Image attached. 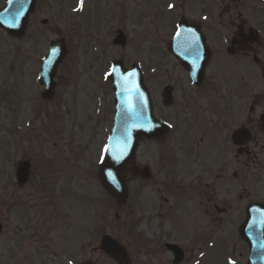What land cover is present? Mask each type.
<instances>
[{
    "label": "rangeland",
    "instance_id": "rangeland-1",
    "mask_svg": "<svg viewBox=\"0 0 264 264\" xmlns=\"http://www.w3.org/2000/svg\"><path fill=\"white\" fill-rule=\"evenodd\" d=\"M6 1L0 0V8ZM215 9L211 0H83L82 5L81 0H38L23 37L13 39L0 31V264H35L34 255L24 258V250L31 248L36 254V244L48 242L49 235L57 264H117L99 250L104 235L121 243L130 264H171L168 255L156 254L159 260L152 253L158 249L152 250L150 241L159 235L183 243L188 257L194 256L192 241L213 239L212 250L204 252L199 264H246V247L236 232L243 219L238 206L234 204V216L221 227L225 230L212 235L209 222L201 221L202 212L195 210L185 191L171 192L164 172L158 175L162 161L157 157L164 146L140 143L137 166L149 167L150 156H156V174L147 180L129 179L128 199L122 206L104 190L98 176L115 110L111 65L121 61L126 68L139 66L147 89L159 102L162 89L171 86L173 104L160 113L169 122L180 121V115L188 120L205 113L202 96L196 98L179 65L162 54L180 18L200 22L208 16L214 21ZM118 30L125 36L124 45L113 44ZM58 40L65 42L67 55L59 66L53 97L43 98L40 61ZM223 66L233 67L227 62ZM257 71L252 64L238 72L234 68L229 84L231 77L220 78L225 74H215L211 64L207 74L214 87L208 90L213 102L209 106H222L225 97L236 92L243 98L236 104L244 100L240 107L245 105L248 112L259 95ZM234 117L235 128L238 114ZM161 145L173 151L179 146L174 141ZM20 161L31 163L23 187L15 180ZM257 180L254 173L245 204L258 200Z\"/></svg>",
    "mask_w": 264,
    "mask_h": 264
},
{
    "label": "flooded vegetation",
    "instance_id": "flooded-vegetation-1",
    "mask_svg": "<svg viewBox=\"0 0 264 264\" xmlns=\"http://www.w3.org/2000/svg\"><path fill=\"white\" fill-rule=\"evenodd\" d=\"M211 1L216 8L215 12H211L214 13V21L204 16L202 21L194 23L201 34L195 33L194 37L190 36V39L192 37L195 42L194 51L199 50L201 56L209 58L201 84L195 87L183 70L186 80L194 88L196 98L202 96L206 104L205 113L199 115L196 111L194 118L189 117L187 120L180 115V121L169 122L160 113L164 106L173 104L174 89L171 86L168 87V93L162 89L160 102L149 90L155 115L168 125V129L163 138L147 142L164 146L161 149V156L157 157L159 162L162 161L158 175L162 177V172H164L171 192H174L173 190L177 193L185 191L186 197L194 202L195 210L197 209L198 213L202 212L203 215L199 214L201 221L209 222L208 228L210 229L208 230L212 231V235L218 230L221 232L225 230L221 227L234 216V204L238 206L236 209L245 218L248 206L259 202L261 204V239H264V0ZM249 3L256 4L257 8L251 9ZM224 19L226 21H223ZM193 30L195 32L196 28ZM216 60L221 62L213 64ZM225 62L233 66L232 70L223 66ZM211 64L215 66V74L217 71L225 74V77L220 75V78L225 80L231 77L234 68L238 72L244 66L248 69L250 64L257 67L259 95L252 99V106L248 112H246L245 105L240 107L245 103L244 100L236 104L239 98L243 99L236 92L225 97L222 106H209V101L211 104L213 102L211 101L212 92L208 93V90L214 87L207 74V69ZM239 76L245 81L244 71H241ZM232 79L231 77L229 84ZM244 86L245 83L238 87L244 88ZM232 88L235 89L236 84H233ZM235 113L238 114L239 126L234 128ZM236 133L239 135L235 140ZM249 135L251 139H248ZM170 140L179 145L175 151L168 150L167 146L161 145V143H170ZM176 152L179 155H176ZM155 159L156 156H150L148 161L150 178L156 174ZM191 171L193 174H190ZM254 173L258 178L259 197L257 201H247L245 204L244 202L251 197L248 188L250 178ZM181 179L187 180L180 183ZM241 226L240 224L238 233ZM49 237L48 242L44 240L36 244L38 245L36 254L30 252L31 248H26L24 258L34 255L35 264H57V253L53 250L54 240L52 236L49 235ZM168 238L159 235L160 240L150 241V245L152 250L155 247L158 249L153 250V254L168 255L171 264H174L175 250L168 248L170 244L181 248L183 252L181 264H189V262L199 264L203 256L201 252L212 250L214 246L213 239L208 243L200 244L191 240L196 248L192 250L194 256L188 257L187 247L183 243L179 240L170 242ZM240 242L244 244L242 240ZM244 253L247 256V264L249 255L247 246ZM5 255H8V252H5ZM156 256L159 260L162 259L161 256Z\"/></svg>",
    "mask_w": 264,
    "mask_h": 264
},
{
    "label": "water",
    "instance_id": "water-1",
    "mask_svg": "<svg viewBox=\"0 0 264 264\" xmlns=\"http://www.w3.org/2000/svg\"><path fill=\"white\" fill-rule=\"evenodd\" d=\"M36 0H21L23 11L17 15L21 8V3H7L3 10H0V30L7 32L13 37H20L24 34L29 16L34 9ZM180 38V37H179ZM177 38L176 42H179ZM117 43H123V37L119 35ZM53 49H56L53 52ZM64 45L62 43L53 44L49 56L42 62L40 80L45 85L44 95L50 97L54 90V76L57 67L64 57ZM115 74L111 76L115 92L116 114L114 127L109 137L107 147L109 151L101 163L100 180L108 193L115 198L118 203L123 202L127 197V187L125 183V170L133 165V158L141 138L158 137L164 129L158 126L151 114L150 101L145 91L142 74L136 67L125 70L122 63H115L112 69ZM197 69V65H192V70ZM135 73V75H132ZM195 74V71L192 72ZM121 153H123L121 155ZM28 165H22L17 174L20 184L28 179ZM112 172L115 175V182L108 175ZM132 174L147 178V171L137 172L132 170ZM241 235L250 247V264H261V205L252 206L248 211V220L242 228ZM101 249L112 259L126 264L124 250L113 240L104 237ZM181 261V256L177 255L176 262ZM91 264V263H86Z\"/></svg>",
    "mask_w": 264,
    "mask_h": 264
},
{
    "label": "snow or ice",
    "instance_id": "snow-or-ice-1",
    "mask_svg": "<svg viewBox=\"0 0 264 264\" xmlns=\"http://www.w3.org/2000/svg\"><path fill=\"white\" fill-rule=\"evenodd\" d=\"M13 2H18V3H21V0H9V4L13 3ZM83 4V0H81V5ZM169 7H173L172 5H169ZM23 11V8H22V3H21V8L19 9V11L17 12V15L20 14V12ZM180 33L178 32L177 35H179ZM56 49H53V52H55ZM115 69L113 68L112 71H110L108 73L109 76H112L115 74ZM132 75H135V73H132ZM105 153H107L109 151V148L108 147H105L104 149ZM123 153H121L122 155ZM108 175L112 178V180L115 182V175L112 173V172H109Z\"/></svg>",
    "mask_w": 264,
    "mask_h": 264
}]
</instances>
